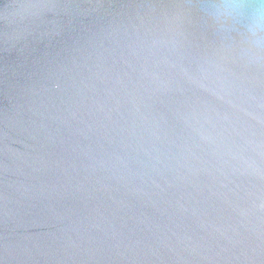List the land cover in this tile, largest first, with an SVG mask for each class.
I'll return each instance as SVG.
<instances>
[{"label": "water", "instance_id": "water-1", "mask_svg": "<svg viewBox=\"0 0 264 264\" xmlns=\"http://www.w3.org/2000/svg\"><path fill=\"white\" fill-rule=\"evenodd\" d=\"M195 0H0V264H264V61Z\"/></svg>", "mask_w": 264, "mask_h": 264}, {"label": "clouds", "instance_id": "clouds-1", "mask_svg": "<svg viewBox=\"0 0 264 264\" xmlns=\"http://www.w3.org/2000/svg\"><path fill=\"white\" fill-rule=\"evenodd\" d=\"M194 8L248 63L264 61V0H195Z\"/></svg>", "mask_w": 264, "mask_h": 264}]
</instances>
